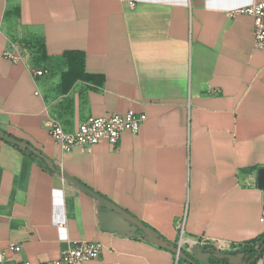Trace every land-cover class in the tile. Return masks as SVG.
Instances as JSON below:
<instances>
[{"label":"crops","instance_id":"1","mask_svg":"<svg viewBox=\"0 0 264 264\" xmlns=\"http://www.w3.org/2000/svg\"><path fill=\"white\" fill-rule=\"evenodd\" d=\"M256 1L0 0V129L55 166L0 139V263H49L84 240L103 244L88 264H191L140 230L103 229L97 200L61 173L180 242L189 257L200 238L231 253L228 241L263 233L264 53L251 16L230 14ZM30 35L50 58L82 51L89 81L61 93L58 73L34 77L28 58L3 56L11 37ZM129 110L146 119L117 148L103 141L63 152L48 133L52 116L73 130L87 116ZM248 264H264V251Z\"/></svg>","mask_w":264,"mask_h":264},{"label":"built area","instance_id":"2","mask_svg":"<svg viewBox=\"0 0 264 264\" xmlns=\"http://www.w3.org/2000/svg\"><path fill=\"white\" fill-rule=\"evenodd\" d=\"M134 3L130 2V6ZM233 14H247L252 18V34L255 48L264 53V0L256 1L247 6L231 11ZM3 56L12 62L23 61L28 58V70L32 76H50L49 69L44 65H34L30 61L27 53L22 52L18 46L9 39V43L3 51ZM213 92V91H212ZM214 93H217L215 91ZM38 95L39 92L35 91ZM144 113H135L129 110L123 114L114 113L108 116L94 117L87 116L80 121L77 127L73 130H68L63 127L62 123L55 116L49 118L48 133L51 139L63 152H69L73 148L78 147L83 152H90L92 147L100 142H106L113 148L119 145L121 134L124 131L137 133L141 124L145 121ZM184 216L176 222V228L179 231V236L184 232ZM260 221L264 222V213L260 217ZM63 223H59L62 226ZM180 242L177 246H180ZM195 245L201 247H213L216 250L222 251V243L217 239L200 238L194 241ZM245 244L252 245L255 249L258 247L257 242H241L233 243L228 241L227 246L230 251H238ZM194 245V246H195ZM16 246H11V249H16ZM103 250V244L99 241H75L71 245L61 251L60 256L49 263H31L28 260L13 261L8 264H88L90 260L97 259ZM176 260L179 258L175 254ZM2 264V263H0Z\"/></svg>","mask_w":264,"mask_h":264},{"label":"water","instance_id":"3","mask_svg":"<svg viewBox=\"0 0 264 264\" xmlns=\"http://www.w3.org/2000/svg\"><path fill=\"white\" fill-rule=\"evenodd\" d=\"M0 139L16 145L22 151L31 153L43 167L55 171L53 161L46 158L40 151L29 145L26 141L16 139L8 133H5L2 129H0ZM60 175L63 179L73 184L77 189L89 194L97 200L98 221L100 226L105 230L131 236H135L137 230H140L142 236L147 241L177 254L179 258L184 259L191 264H248L251 261L250 255L245 252L227 253L216 250L213 247L204 248L200 245L193 246L191 251L192 255L189 257L187 253L177 245L163 239L153 228L146 226L142 221L111 201L105 199L99 193L89 189L78 180L68 175L62 173ZM257 185L260 189L264 190V167H260L257 170ZM214 259H216V261H214Z\"/></svg>","mask_w":264,"mask_h":264},{"label":"trees","instance_id":"4","mask_svg":"<svg viewBox=\"0 0 264 264\" xmlns=\"http://www.w3.org/2000/svg\"><path fill=\"white\" fill-rule=\"evenodd\" d=\"M10 40L13 41L22 52L29 55L32 64L44 65L49 69L50 76L57 73L59 74L60 82L58 84V90L61 93H66L78 80L89 81V76L84 70V54L82 51L68 50L64 51L56 58H50L45 53L44 44L40 36L11 37ZM55 117L59 119L57 116ZM28 154L35 158L31 153ZM251 241L257 242L258 247L256 249L250 244H245L238 251L249 254L251 260H254L256 255L259 256L264 251V231L255 239L247 242Z\"/></svg>","mask_w":264,"mask_h":264}]
</instances>
